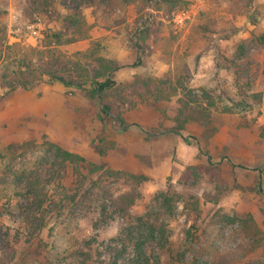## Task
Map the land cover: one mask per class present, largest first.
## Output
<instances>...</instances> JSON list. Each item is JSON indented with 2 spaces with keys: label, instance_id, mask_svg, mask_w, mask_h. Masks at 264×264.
<instances>
[{
  "label": "rangeland",
  "instance_id": "rangeland-1",
  "mask_svg": "<svg viewBox=\"0 0 264 264\" xmlns=\"http://www.w3.org/2000/svg\"><path fill=\"white\" fill-rule=\"evenodd\" d=\"M72 1L54 0L55 6L51 13H37L30 18L26 12V0H0V21L5 26L8 44L41 46L48 29L58 30L61 27L60 17L70 12L66 3ZM118 2L110 10L109 17L105 18L99 13L98 20L93 15V8H84L88 24L93 25V39L66 44L59 50L73 56L77 52L84 53L92 49L93 41L106 38L114 52L118 51V60L121 52L126 54L127 63L142 60V65L135 67L134 74L115 72L114 79L119 85H132L138 76L163 78L168 75L190 79L194 89L213 88L218 75L226 84L231 82L232 75L226 69L219 70L217 64L229 67L228 60L233 58L238 44L249 39L251 33L260 27L264 29V0H181L180 4L160 0H131L130 4L124 0ZM258 10L262 14L259 17L260 26H254L250 16ZM180 14L188 17L183 25L176 22ZM147 27L155 33L148 37L145 43L147 48L143 51L135 47L134 43L138 39L134 34L137 28ZM249 57L254 60L252 70L256 76V90L264 93V48H252ZM198 60L199 71L193 75ZM214 66L215 71H211L204 83L200 84L196 79L198 75ZM51 86L42 83L26 91L37 99H42L44 95L45 99L49 96L47 93L51 95L54 92ZM64 88L66 122L56 124L51 122L55 107L51 110L44 107V118L41 119L25 116L23 111L10 108L20 93L5 95V90L0 87V149L14 143L32 142L40 145L49 140L92 163L135 174L118 169L123 165L131 166L121 163V159L128 155L123 145L127 140L124 138L129 137L128 126L133 118L143 116L139 122L142 125L155 122L157 127L146 128V131L167 134L170 142L172 136L169 134H176L166 130L176 126L173 119L180 108L179 97L160 102V108L166 112L167 117H164L160 109H156L154 99L144 101L127 89L121 101L119 94L112 90L105 96V103L112 105V111L110 116H105L100 111L99 102L92 100L86 92L75 87ZM87 89L91 87L87 86ZM79 96L86 100L85 105L80 107L74 102V98ZM263 109L264 102L258 115L257 112H251L246 117L222 114L215 118L211 126L190 122L187 129L191 124L194 128H200L201 133L197 130L199 137L191 135L192 132L187 129L182 136H189L188 143L197 152L195 160L198 162L185 164L176 157L174 150L173 169L163 187L154 189L151 178L139 187L142 198L132 208L136 216L147 211L156 194L167 191L170 184L177 186L182 183L186 168H197L195 172L200 181L193 192L200 200L201 214H196L192 205L179 204L170 223L172 234L168 247L164 250L157 248L156 255L161 257L162 264H250L264 260V171L261 172L264 167V127L259 125ZM119 117L123 118L126 130L118 123ZM234 117L238 121H233ZM237 123L238 130L234 127ZM160 124L163 126L158 127ZM222 128L225 129L224 133L220 130ZM255 129L263 143L261 152L257 154H254V148L246 145L249 131ZM217 136H222V139ZM151 140L147 139V142ZM96 147L105 150L106 155H101ZM36 154L43 155L44 147L38 149ZM65 175L64 188L74 196L79 193V196L73 201L63 202L65 205L61 209L48 204L47 216L51 223L39 236L29 238V230L17 199L0 203V256L10 244L18 249V253L30 251V264H72L82 252L91 254V264H123L115 251V239L120 235L125 220L113 213L112 207L108 206L111 203L106 205L102 196L116 199L119 194L129 190L130 184L124 180L104 178L101 172L95 173L90 178L99 184L93 187L90 198H86L85 190L78 188L72 166L69 165ZM176 189H180L179 186ZM57 191L62 192L55 184L51 194L58 196ZM29 204L27 199L22 200V206ZM105 205L109 211L102 214L100 210ZM59 210L62 216L58 218L55 216ZM249 216L254 219L259 234L255 227L250 231L242 226V221ZM89 239L88 245L86 241Z\"/></svg>",
  "mask_w": 264,
  "mask_h": 264
},
{
  "label": "trees",
  "instance_id": "trees-1",
  "mask_svg": "<svg viewBox=\"0 0 264 264\" xmlns=\"http://www.w3.org/2000/svg\"><path fill=\"white\" fill-rule=\"evenodd\" d=\"M26 1L28 4L26 12L30 18L37 13L48 15L55 6L54 0ZM160 1L181 3V0ZM124 2L130 4L131 0ZM118 3V0H73L70 4L66 3L70 12L60 17L61 27L58 30L48 29L39 47L9 45L5 26L0 21V87L5 90V95L19 90H31L42 83L60 82L67 87H75L86 92L92 100L99 102L101 113L110 116L112 105L105 103L107 93L114 90L123 101L124 93L131 89L135 96L144 101L154 99L156 109H160L159 112L164 117H167L166 112L160 108V102L179 97L180 108L173 119L176 126L166 130L178 135L186 131L190 122L211 126L215 118L222 114L246 117L251 112H257V115L261 113L264 93L256 90V76L252 70L254 60L249 57L252 48H264V29L261 27L260 30L252 32L249 39L238 44L233 58L228 60L229 67L217 64L219 70L226 69L232 75V80L223 84L218 75L213 88L194 89L190 85V79L187 80L186 77L184 79L183 76L173 78L171 75L163 78L138 76L132 85H119L114 79V74L120 67L118 51L114 52L106 38L93 41L92 49L84 53L77 52L73 56L59 50V47L66 44L93 39L91 34L93 25L88 24L84 8H93V15L98 20L99 13L105 18L109 17L110 10ZM260 16L262 14L259 10L251 15V24L260 26ZM154 33L155 31L152 32L148 27L137 28L134 34L138 39L134 43L135 47L145 51L147 48L145 43ZM199 63L200 60L196 63L197 69H194L193 75L199 71ZM141 65L142 60L139 59L134 67ZM87 86L91 89H87ZM117 120L121 128L126 130L123 118L119 117ZM162 126L163 124H160L158 127ZM41 147H44V154L39 156L36 153ZM97 149L101 155H106L105 150ZM69 165L73 167L78 188L85 190L86 198H90L93 187L99 184L90 178L95 173L101 172L104 178L124 180L126 184H130L129 190L119 194L116 199L113 196L110 199L102 196L105 204L111 203L108 206L112 207L113 213L125 220L120 235L115 239L117 243L115 251L123 264H162L161 257L156 255L157 248L164 250L168 247L172 234L170 223L179 204L184 203L190 207L192 205L194 207L192 210L196 214H201L200 200L193 192L200 181L198 173L195 172L196 167L186 168L182 183L177 186L170 184L167 191L156 194L147 211L136 216L132 213V208L142 198L139 187L150 181L147 176L112 170L105 164L92 163L49 140L40 145L32 142L14 143L0 149V203L3 200L7 202L18 200L26 228L29 230V238L41 235V232L50 225L51 222L48 220L50 218L47 216L48 204H54L61 209L65 205L63 202L78 198L79 193L74 196L63 186ZM55 184L58 190L62 191L56 192L58 196L51 194L52 186ZM178 186L180 189H176ZM23 199H27L30 204L22 206ZM218 201L219 199L216 203ZM106 205L100 210L102 214L109 211ZM61 216L62 212L59 210L55 217ZM242 223L245 229L251 231L255 227L258 234L260 233L252 217L249 216ZM90 240H87L86 244L89 245ZM31 257L30 251L23 250L18 253V249L9 244L2 250L0 264H30ZM90 257V253L82 252L75 257L72 264H91ZM250 264H264V260Z\"/></svg>",
  "mask_w": 264,
  "mask_h": 264
},
{
  "label": "crops",
  "instance_id": "crops-1",
  "mask_svg": "<svg viewBox=\"0 0 264 264\" xmlns=\"http://www.w3.org/2000/svg\"><path fill=\"white\" fill-rule=\"evenodd\" d=\"M125 57L126 54L124 52H121L119 54L120 67L116 71V74H119L120 72H122L123 74L126 73V75L134 74V64L137 61L133 63H127L125 61ZM211 71H215V66L212 69L210 68L208 71H203L202 73H200V75H198V78H196L198 82H200V84H203L205 78L210 75L209 73H211ZM51 85V88L54 92L51 93V95L47 93V95L49 96H46L45 99L44 95L42 99H37L34 94H30L29 91L26 90L16 91V94L20 93V96H18V98L12 101V106L10 108L15 111H23L25 116L29 115L31 117L34 116L35 118L41 119L44 118V107H48V110H51L52 107H55L56 111L53 114L52 121L51 119L50 121L56 124L65 123V86L61 85L58 82H54ZM74 102L78 107H80L85 105L86 100L83 97L79 96V98H74ZM142 118L143 116H137L136 118H133V122L130 119V122L132 123L128 126V128H130L129 137L124 138L125 140H127L126 144H124L123 146L124 148L126 147V149L128 150V155H126L125 159H121V163L127 165L129 164L131 166L129 167L123 165L121 167H118V169L127 170L135 174H142L148 176L153 180L152 182L154 183V189L157 190L163 187L164 183L166 182V179L171 174L174 165V150L177 154L176 157L180 158L181 161H183L185 164L197 163L198 160H195L197 152L193 150V148L189 145V136L185 135L183 138L182 135L169 134L172 136V142H170L168 140L169 138H167V134H163L160 132H158L157 134H151L150 132H147L146 128H156L157 124L155 122H150L142 125L139 123ZM233 121L238 120L234 117ZM259 123L260 126L264 127V109L263 115L260 118ZM238 125L239 123L234 125L236 130H238L236 127ZM28 127L31 128V125H29ZM187 130H189L190 133L192 132L191 135L195 137H199V133H201L200 128L198 129V127L196 126L194 128L192 124L189 125ZM197 130H199V133H197ZM220 130L222 133L225 132V129L223 128ZM220 137L217 136V138ZM147 139L152 140L150 142H147ZM221 139L222 138H220V140ZM240 143L239 146H241ZM261 144L263 143L260 142V137L257 134V130L255 129L252 132L249 131L246 145H249L250 147L254 148V154L261 152V148L263 147ZM76 152L80 153L81 151ZM256 160L254 162L257 163ZM261 169V172L264 171V167H262Z\"/></svg>",
  "mask_w": 264,
  "mask_h": 264
},
{
  "label": "built area",
  "instance_id": "built-area-1",
  "mask_svg": "<svg viewBox=\"0 0 264 264\" xmlns=\"http://www.w3.org/2000/svg\"><path fill=\"white\" fill-rule=\"evenodd\" d=\"M15 18H16V16H15ZM187 19H188L187 15H182V14H180V15H178V16L176 17V22H177L178 24H180V25H183Z\"/></svg>",
  "mask_w": 264,
  "mask_h": 264
}]
</instances>
